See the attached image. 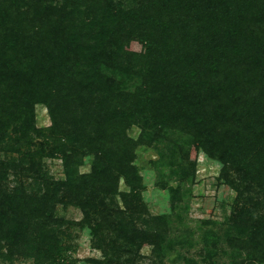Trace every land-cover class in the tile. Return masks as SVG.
Segmentation results:
<instances>
[{"label": "trees", "instance_id": "trees-1", "mask_svg": "<svg viewBox=\"0 0 264 264\" xmlns=\"http://www.w3.org/2000/svg\"><path fill=\"white\" fill-rule=\"evenodd\" d=\"M88 4L99 12L87 20ZM36 105L47 109L46 130L35 126ZM34 138L51 143L46 155L59 157L64 178L50 180L15 149L34 181L7 190L16 166L0 158L1 256L75 264L65 256L76 224L102 256L91 264H135L146 245L160 262L186 251V264L210 263L222 243L237 264H264V0H0V153ZM139 146L157 154L150 165L173 205L194 179L190 152L217 161L238 197L225 229L202 223L197 241L188 230L171 242L170 230L179 233L168 217H144ZM58 205L82 220L56 216Z\"/></svg>", "mask_w": 264, "mask_h": 264}, {"label": "rangeland", "instance_id": "rangeland-1", "mask_svg": "<svg viewBox=\"0 0 264 264\" xmlns=\"http://www.w3.org/2000/svg\"><path fill=\"white\" fill-rule=\"evenodd\" d=\"M123 1V0H122ZM90 12L87 13V20L97 17L98 10L97 6L89 5ZM131 49L136 45L134 42H130ZM35 111V123L36 128L39 130H46L50 127V119L47 109L36 105L34 107ZM140 129L137 126H133L128 131V136L133 141H136L140 137ZM32 141V142H31ZM30 143H21L18 148V144H10L7 146L4 152L0 153V158L5 160L4 155L9 159L10 164L14 161L16 166L14 172H11L6 178V185L8 189H12L17 184L26 183L29 185L32 183L33 177L32 172L28 170L29 163L20 164V157L25 159L26 155L22 153H17L15 149H21L22 152L34 155V162L40 167L42 173L46 174L50 180L60 181L64 178L62 162L59 157H52L46 155L51 150V143L43 140L41 138H34ZM29 142V141H27ZM42 142V145H39ZM48 146H47V145ZM16 145V146H15ZM15 147V148H14ZM37 151H42L40 154ZM28 154V155H29ZM32 158V157H31ZM190 158H195V173L193 182H182L180 183V192L182 193L181 200L175 205L171 204L169 193L165 189H161L157 182L159 179L158 169L150 165L151 162H156L158 160L157 154L150 147L139 146L136 149V160L134 161L135 166L139 170L141 175V185L142 190L140 192L141 203L144 206L145 213L144 217L164 215L168 217L171 226H173V231L179 233L175 235L170 230V235L167 238L171 242L179 241L182 239L185 232L190 230L192 232L191 238L195 241L198 240V234H201L199 228L202 223H210L216 231L224 230L226 225L224 223V217L228 216L232 211L234 204L238 201L237 190L229 187L225 182L219 177V171L221 165L214 160L208 159L202 152L197 154L194 151L190 152ZM84 164L81 166L80 173L88 172L89 164L86 159L83 160ZM19 170H22L19 171ZM24 170V171H23ZM164 175L162 178L163 182L167 180L168 169H163ZM12 174V175H11ZM175 181V182H174ZM170 181V185L173 187L179 185L177 181ZM119 189L121 191H126L127 188L122 182L119 184ZM118 206L122 208V203L118 200ZM56 216L62 217L65 220L73 221L78 223L82 220V213L73 207L62 208L61 206H56ZM203 226V225H202ZM223 228H221V227ZM182 234V235H181ZM71 244L72 249L69 250L65 256L66 261L75 262V264H91L86 262L87 259H102L99 251L91 248V237L89 228L84 225L83 227L79 225H73L70 228ZM201 247L200 244L196 245V250ZM153 246H143L140 249L139 256L135 264H186V258L190 257L188 253L180 251L182 256L185 258H180L176 262L174 257L170 260L161 261L153 253ZM179 250V249H174ZM230 246L226 243L218 246L215 250L214 258L210 263L204 262L198 258L194 261L197 264H237L240 263L238 253L234 252ZM243 257L244 252L239 253ZM7 254V248H2V256L0 255V264H34L28 261L19 254ZM173 259V260H172ZM65 263V261H64Z\"/></svg>", "mask_w": 264, "mask_h": 264}]
</instances>
